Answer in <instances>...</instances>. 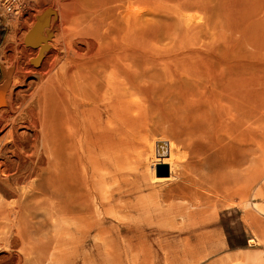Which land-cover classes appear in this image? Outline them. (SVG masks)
<instances>
[{
    "label": "bare ground",
    "instance_id": "6f19581e",
    "mask_svg": "<svg viewBox=\"0 0 264 264\" xmlns=\"http://www.w3.org/2000/svg\"><path fill=\"white\" fill-rule=\"evenodd\" d=\"M170 1L176 15L164 37L159 13L153 11L149 21L144 8L146 2L159 7V0L63 3L60 31L47 41L51 49L43 51L42 44L49 21L38 30V40L28 45L41 47L28 49L29 55L39 53L38 63L43 57L40 67L19 65L12 86L0 85V120L10 138L7 156L0 158L3 198L15 195L11 184H27V191L22 189V215L20 206L0 209V264H46L48 226H79L84 214L105 210L111 200L98 176L110 149H105L106 156L100 153L96 131L110 118L139 113L141 96L149 103L155 99L165 125L160 135L147 141L152 182L171 180L177 166L190 157V165L212 174L214 187L222 189L219 193L226 187L230 199H238L232 205L245 213L247 226H256L258 220L248 210H258L257 204L248 199L256 195L261 178L257 165L264 64L260 73L254 53L217 49L208 39L211 21L197 24L182 8H214L243 38H258L248 31L260 21L259 9L241 13L222 0H213V6L208 0ZM26 4L24 0L18 15ZM13 34H8L7 48ZM164 40L175 47L173 63L163 66L159 42ZM1 53L0 60L5 56ZM157 164L158 174L168 172L167 178L155 174ZM46 196L56 201L48 205ZM254 242L250 238L248 244ZM260 245L258 251L234 255L232 264H264V239Z\"/></svg>",
    "mask_w": 264,
    "mask_h": 264
},
{
    "label": "rangeland",
    "instance_id": "374dc122",
    "mask_svg": "<svg viewBox=\"0 0 264 264\" xmlns=\"http://www.w3.org/2000/svg\"><path fill=\"white\" fill-rule=\"evenodd\" d=\"M208 1L213 6V0ZM222 1L230 3L231 7L241 13H249L251 10L254 12L255 7L256 10L259 9L256 19L260 21H256L248 31V34L258 35V38L246 37L248 35L245 38L241 37L240 33L234 30L233 24L227 23L221 13L214 8L209 10L202 5L184 7L182 11L187 10L193 15V21L197 24L211 21L208 39L217 49L250 51L258 56L256 58L259 60V69L262 73L264 25L261 23H264V0ZM68 2L70 0H27L25 11L18 16L8 15L0 9V22L4 28L0 53L3 51L5 54L4 59L0 60V85L6 88L12 86L18 79L17 77L15 79V75L21 71L18 69L19 65L22 67L27 64L34 69L40 67L43 57L41 56L38 63L39 53L29 55L28 49H41V47H28L24 41L25 36L33 28L36 17L51 8L54 13L46 27L50 31L43 35L45 41L42 42L43 51L48 49L50 47L47 45L48 38L60 31V22L63 19L62 6L63 3ZM159 2L161 3L159 7L146 2L144 8L149 18L146 19L149 21H152L150 15L153 11L159 13L160 31L164 37L171 32L173 17L176 14L172 12L174 6L172 1L159 0ZM137 5L139 4H135L134 7ZM10 30L14 33L11 47L5 46L2 50L1 44ZM159 44L160 49L163 50L161 64L163 66L172 64L175 43L164 40ZM66 61L63 60L62 63L65 64ZM161 77L164 79L165 76L161 74ZM152 100L149 103L145 96H141L140 103L144 108L142 107L139 113L134 114L130 111L117 120L110 118L101 129L96 131L100 153L104 156L105 149H110V156L107 157L105 154L106 158L105 161L103 159L98 176L99 182L106 183L108 187L109 201L111 200L109 207L107 206L105 210L99 209L92 214H84L79 226H62L61 223L48 226L50 251L47 254L49 256L46 264H232L230 259H233L234 255L250 254L261 249L260 243L264 239V166L262 164L264 128L261 127L264 125L263 121L259 122V129L263 134L259 131L257 165L261 178L256 185V195L248 199L257 204L258 210L249 208L248 211H252L258 222L256 226H247L245 213L239 206L232 205L238 199L231 200L229 191L224 190L227 189L226 187L223 189L224 192L219 193L222 189L214 187L210 178L211 173L196 164L190 165V157L184 160L186 162H181L180 165L184 169L177 166L178 169L176 168L174 172L176 177L174 176L171 181L152 182L150 170L152 158L147 148L148 142L160 135L164 125L161 114H158L160 110L154 107L155 99ZM4 128L6 129V126L0 120L1 159L7 156V145L10 140ZM195 159L198 160L197 157ZM159 166L160 164H157L155 167L156 175L165 177L169 175L168 172L166 174L161 172L159 175L157 171ZM187 167L188 169L185 170ZM107 171L108 173L105 174ZM17 185L13 183L10 186L9 190H13L12 194H15L13 197L3 198L4 193L0 190V209L14 210L16 206L15 210L21 209L19 212L22 215V199L24 191H27V184L20 182ZM47 201L48 205H52L56 200L48 198ZM249 237L255 240L251 245H248ZM243 246H246L244 252H230Z\"/></svg>",
    "mask_w": 264,
    "mask_h": 264
},
{
    "label": "water",
    "instance_id": "95a60500",
    "mask_svg": "<svg viewBox=\"0 0 264 264\" xmlns=\"http://www.w3.org/2000/svg\"><path fill=\"white\" fill-rule=\"evenodd\" d=\"M52 12H53L52 9L48 8L44 10L42 14L36 17V22L34 23L33 28L25 36V40H24L25 44L27 45L33 44L38 40L39 38L38 30L42 29L44 26L47 25L49 21V17L52 14Z\"/></svg>",
    "mask_w": 264,
    "mask_h": 264
},
{
    "label": "built area",
    "instance_id": "2783aa9c",
    "mask_svg": "<svg viewBox=\"0 0 264 264\" xmlns=\"http://www.w3.org/2000/svg\"><path fill=\"white\" fill-rule=\"evenodd\" d=\"M24 8V0H0V9L8 14L17 16Z\"/></svg>",
    "mask_w": 264,
    "mask_h": 264
},
{
    "label": "crops",
    "instance_id": "0c3cea01",
    "mask_svg": "<svg viewBox=\"0 0 264 264\" xmlns=\"http://www.w3.org/2000/svg\"><path fill=\"white\" fill-rule=\"evenodd\" d=\"M2 24H1V22H0V42H1V35H2V31L4 30V28L1 26ZM12 32V30H10L7 34H6V36H5V38H4V41L2 42L3 44H1L3 47H2V50H4V47L6 46V41H7V37H8V34L9 33H11ZM1 47V46H0ZM3 52V51H2ZM1 55H2V53H0ZM167 178V177H166ZM166 181H171V180H166ZM166 181H164V182H166ZM164 182H154V183H164ZM248 239H250V237L248 238ZM249 241V240H248ZM249 245V244H248ZM246 247V246H245ZM244 246L243 247H238V248H236V249H240V248H245ZM233 250H235V249H233ZM230 251H232V250H230Z\"/></svg>",
    "mask_w": 264,
    "mask_h": 264
}]
</instances>
